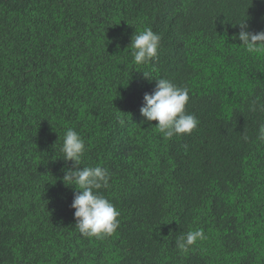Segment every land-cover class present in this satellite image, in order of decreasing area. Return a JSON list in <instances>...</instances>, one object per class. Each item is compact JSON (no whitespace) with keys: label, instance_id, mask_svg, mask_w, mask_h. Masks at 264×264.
I'll list each match as a JSON object with an SVG mask.
<instances>
[{"label":"trees","instance_id":"16d2710c","mask_svg":"<svg viewBox=\"0 0 264 264\" xmlns=\"http://www.w3.org/2000/svg\"><path fill=\"white\" fill-rule=\"evenodd\" d=\"M245 19L264 31V0H0V264H264V113L248 110L264 52L234 38ZM145 28L161 42L137 66ZM160 78L188 89L191 134L166 140L140 113ZM68 128L79 167L111 176L120 224L103 239L75 228Z\"/></svg>","mask_w":264,"mask_h":264},{"label":"clouds","instance_id":"9594fccd","mask_svg":"<svg viewBox=\"0 0 264 264\" xmlns=\"http://www.w3.org/2000/svg\"><path fill=\"white\" fill-rule=\"evenodd\" d=\"M239 25L240 31L234 35L248 53L264 52V31H251L247 19ZM161 37L151 28L135 31L131 37L128 48L131 50L132 62L137 66L150 63L157 57ZM145 77L149 75L143 72ZM144 104L140 113L146 121H158L155 130L170 140L191 134L197 127L198 121L192 114L186 112L189 100L188 89L180 87L167 79H156V88L151 94L145 93ZM264 98L256 96L248 105L250 112L264 113ZM119 123L123 125L124 119L116 114ZM245 141L248 137H244ZM257 140L264 144V123L258 130ZM62 159L73 162V167L65 170L63 182L67 186H74V198L71 207L75 209V228L79 233L88 238L103 239L113 235L119 227L118 217L120 212L113 203L99 193L102 188H108L111 176L107 169L101 166L83 167V157L86 152L85 141L78 132L68 128L60 146ZM206 239L203 229L190 230L176 240V248L182 254H187L192 245L197 241Z\"/></svg>","mask_w":264,"mask_h":264}]
</instances>
